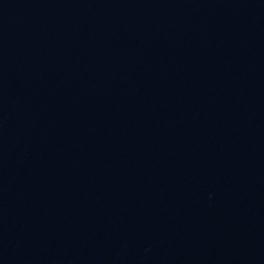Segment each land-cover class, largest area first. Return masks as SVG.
<instances>
[{
    "label": "water",
    "instance_id": "1",
    "mask_svg": "<svg viewBox=\"0 0 264 264\" xmlns=\"http://www.w3.org/2000/svg\"><path fill=\"white\" fill-rule=\"evenodd\" d=\"M62 0H0V64Z\"/></svg>",
    "mask_w": 264,
    "mask_h": 264
}]
</instances>
